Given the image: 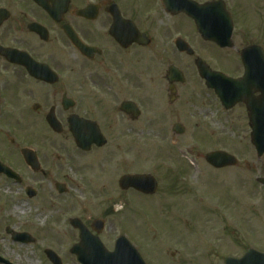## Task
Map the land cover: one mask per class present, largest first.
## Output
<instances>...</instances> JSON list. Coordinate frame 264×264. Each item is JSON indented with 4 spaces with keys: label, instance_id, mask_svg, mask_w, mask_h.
Wrapping results in <instances>:
<instances>
[{
    "label": "flooded vegetation",
    "instance_id": "obj_1",
    "mask_svg": "<svg viewBox=\"0 0 264 264\" xmlns=\"http://www.w3.org/2000/svg\"><path fill=\"white\" fill-rule=\"evenodd\" d=\"M193 4L208 6L204 15L218 22L217 44L197 33L190 18ZM228 26L231 33L227 40ZM201 51L214 55V69ZM242 55L247 62L242 61ZM198 59L216 73L221 95L206 89L199 79ZM244 63L250 68L249 110L244 103L226 110L222 95L227 88H223L222 79L242 80ZM191 66L209 98L207 105L214 106L220 116L229 118L241 110L247 129L264 124V94L259 90L264 84V0H0L3 261L14 263L16 253L10 246H27L14 240V233L27 231L10 218L8 194H17L28 207L34 203L45 204L50 210L56 205L67 210L57 231L64 240L59 236V245L51 249L62 264L67 256L79 264L80 253L92 252L110 262L121 237L143 258L142 240L119 214L125 207H138L139 198L134 195H142L133 189L119 190L114 204L101 205L93 216L94 199L88 198L92 192L82 191L80 201L75 195L78 175L68 178L62 167L71 165L77 173L79 167L86 170L106 165L100 155L84 161L82 155L97 154L103 148L93 146L88 153L82 152L72 129L97 128L104 137L103 129H120L119 142L125 147L127 129H191L185 123L186 115H191V101H197L190 97L186 77ZM202 96L197 95L198 99ZM34 160L36 168L30 166ZM80 227L98 240L99 250L88 246L93 239ZM32 241L31 245L42 243L40 238ZM179 250L172 251L170 257L180 254ZM45 251H41L43 256ZM240 255L229 253L220 264L227 257ZM130 257L134 258L132 253ZM132 262L137 264L135 259Z\"/></svg>",
    "mask_w": 264,
    "mask_h": 264
},
{
    "label": "rangeland",
    "instance_id": "obj_2",
    "mask_svg": "<svg viewBox=\"0 0 264 264\" xmlns=\"http://www.w3.org/2000/svg\"><path fill=\"white\" fill-rule=\"evenodd\" d=\"M200 54L210 58L214 69V55ZM193 71L191 66L186 77L190 97L197 101H191V115L185 119L191 129H185L183 135H173L171 129H127L125 147L119 142L120 129H103L106 147L81 157L90 162L100 155L105 167H79L77 173L71 165L62 167L68 178L78 175L75 195L80 201L82 191L92 192L88 198L94 199L93 216L101 205L114 204L119 197L117 182L123 175L150 174L157 180L156 194L134 195L139 198L138 207L134 204L119 212L123 223L142 240L148 264H220L229 253L238 256L248 248L264 252V185L256 182L264 179V155L257 160L243 111L236 110L229 118L220 116L214 106L207 105L209 98ZM216 150L234 155L238 165L219 171L210 168L204 156ZM8 196L10 218L22 223L21 230L33 238L42 239L36 245L10 246L16 253L13 262L50 264L41 251L57 248L59 236L64 240L57 231L67 210L57 205L50 210L45 204L34 203L28 207L17 194ZM153 249L160 252H149ZM178 249L180 254L170 257ZM63 264H73L72 259L67 256Z\"/></svg>",
    "mask_w": 264,
    "mask_h": 264
},
{
    "label": "water",
    "instance_id": "obj_3",
    "mask_svg": "<svg viewBox=\"0 0 264 264\" xmlns=\"http://www.w3.org/2000/svg\"><path fill=\"white\" fill-rule=\"evenodd\" d=\"M199 70L202 76H204L205 78L209 77L205 73L203 68H199ZM77 133H79L78 136L80 137V142L78 141L79 143L78 145L83 150H88V148L90 147L92 143H95L97 146H102L104 144V141L100 139V135L96 129H79ZM86 133L88 134L87 138L90 141L85 140L86 138L84 137L85 135L83 134H86ZM251 143L257 151L258 158L261 157L262 154L264 153V129H252ZM205 160L210 166L216 169H221V168L236 165V159L233 156L225 152H220V151L209 153L205 157ZM31 166H33V164ZM120 187L122 189L133 188L143 194H148V195H152L156 191V183L150 176L123 177L120 180ZM21 237H26V236L23 235ZM52 262L56 264L55 261H52ZM81 263L82 264H106V262L104 261V258L88 259L87 256L86 258H81ZM227 264H264V254L258 253L256 251L254 252L249 251L248 254H246V256L242 258V260H239L238 262L231 260L227 262Z\"/></svg>",
    "mask_w": 264,
    "mask_h": 264
},
{
    "label": "bare ground",
    "instance_id": "obj_4",
    "mask_svg": "<svg viewBox=\"0 0 264 264\" xmlns=\"http://www.w3.org/2000/svg\"><path fill=\"white\" fill-rule=\"evenodd\" d=\"M19 210L21 209V207L18 208Z\"/></svg>",
    "mask_w": 264,
    "mask_h": 264
}]
</instances>
